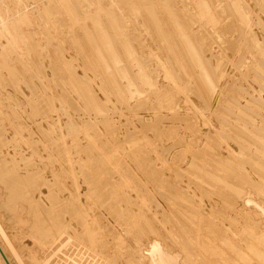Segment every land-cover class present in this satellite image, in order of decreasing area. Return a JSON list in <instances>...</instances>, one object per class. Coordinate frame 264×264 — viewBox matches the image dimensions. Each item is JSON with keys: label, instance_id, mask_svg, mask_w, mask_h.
Listing matches in <instances>:
<instances>
[{"label": "rangeland", "instance_id": "obj_1", "mask_svg": "<svg viewBox=\"0 0 264 264\" xmlns=\"http://www.w3.org/2000/svg\"><path fill=\"white\" fill-rule=\"evenodd\" d=\"M0 157L13 264H264V0H0Z\"/></svg>", "mask_w": 264, "mask_h": 264}, {"label": "bare ground", "instance_id": "obj_2", "mask_svg": "<svg viewBox=\"0 0 264 264\" xmlns=\"http://www.w3.org/2000/svg\"><path fill=\"white\" fill-rule=\"evenodd\" d=\"M70 13V12H69ZM96 13V12H95ZM4 16V15H3ZM9 17V16H8ZM93 20V19H92ZM9 21V20H8ZM7 21V22H8ZM6 22V23H7ZM96 23V22H95ZM97 25V24H96ZM13 33V32H12ZM104 38V37H103ZM102 38V39H103ZM103 41V40H102ZM203 68V67H202ZM202 72V71H201ZM204 74H205V72H204ZM24 84V83H23ZM19 87V86H18ZM28 87V86H27ZM41 113V112H40ZM13 124V123H12ZM41 131V130H40ZM25 138V137H24ZM58 143V142H57ZM18 146V145H17ZM36 148V147H35ZM62 149V148H61ZM25 153V152H24ZM34 153V152H33ZM58 157V156H57ZM1 158V157H0ZM54 159V158H53ZM60 159V158H59ZM11 160V159H10ZM15 160V159H14ZM66 161V160H65ZM63 163V162H62ZM51 165H53V164H51ZM1 168V167H0ZM54 168V167H53ZM72 170V169H71ZM52 171V170H51ZM63 171V170H62ZM64 172H65V170H64ZM38 173V172H37ZM74 173V172H73ZM32 176V175H31ZM57 176V175H56ZM27 179V178H26ZM66 180V179H65ZM23 181V180H22ZM29 182V181H28ZM4 184H6V183H4V181H1L0 180V214L4 217V219H6V221L7 222H9L8 220H10L11 221V218L12 219H15V218H19V214L16 212V208L14 207V205H16V204H14L13 202H12V198H11V192H10V190L4 185ZM46 184V183H45ZM61 184V183H60ZM8 185V184H7ZM43 185V184H42ZM32 186V185H31ZM27 187V186H26ZM50 189V188H49ZM65 189V188H64ZM61 192V191H60ZM13 193V192H12ZM69 193V192H68ZM92 193V192H91ZM14 194V193H13ZM77 195V194H76ZM13 196V195H12ZM53 197V196H52ZM58 197V196H57ZM76 197V196H75ZM32 198V197H31ZM50 199V198H49ZM74 199V198H73ZM90 200V199H89ZM24 201V200H23ZM47 201V200H46ZM15 203H16V201H15ZM71 203V202H70ZM72 204V203H71ZM69 206H71V205H69ZM74 206V205H73ZM68 208V207H67ZM71 209V208H70ZM49 210V209H48ZM63 210H64V208H63ZM68 211V210H67ZM35 212V211H34ZM72 213V212H71ZM21 217V216H20ZM57 217V216H56ZM89 217V216H88ZM3 219V218H2ZM58 219V218H57ZM0 220H1V217H0ZM62 220V219H61ZM15 221H17V220H15ZM22 222V221H21ZM90 222V221H89ZM88 222V223H89ZM93 222V221H92ZM13 223V222H12ZM33 224V223H32ZM55 224V223H54ZM60 224V223H59ZM63 224V223H62ZM1 225V224H0ZM8 225V224H7ZM49 225V224H48ZM78 225V224H77ZM58 226V225H57ZM37 227V226H36ZM60 227V226H59ZM63 227V226H62ZM86 227V226H85ZM105 227V226H104ZM10 228V227H9ZM8 228V229H9ZM12 228V227H11ZM40 229V228H39ZM44 229H46V228H43V230ZM71 229V228H70ZM83 230V229H82ZM59 231V230H58ZM6 232H7V230H6ZM86 232V231H85ZM83 233L84 235L86 234V233ZM5 233V232H4ZM19 233V232H18ZM17 233V234H18ZM8 234V233H7ZM33 234V233H32ZM9 235V234H8ZM20 235V234H19ZM49 235H50V233H49ZM41 236V235H40ZM63 236V235H62ZM91 236V235H90ZM3 237V236H2ZM83 237V236H82ZM9 238H10V236H9ZM16 238V237H15ZM50 238V237H49ZM55 238V237H54ZM91 239V238H90ZM4 240V239H3ZM10 240H11V238H10ZM12 240H13V238H12ZM23 240V239H22ZM66 240V239H65ZM5 242V241H4ZM50 242V241H49ZM52 243V242H51ZM4 244V243H3ZM2 244V242L0 241V248H1V250H2V252L4 253V255L6 256V258H7V260H8V262L10 263V264H13V262H12V260H11V256H12V252H14V251H11V253L12 254H9L8 253V251H7V249H8V247L6 248L4 245ZM98 244V243H97ZM106 244V243H105ZM17 245V244H16ZM19 245V244H18ZM264 245V244H263ZM58 246V245H57ZM21 247V246H20ZM19 247V248H20ZM101 247V246H100ZM18 248V247H17ZM22 248V247H21ZM26 248V247H25ZM37 248V247H36ZM82 248V247H81ZM11 249V248H10ZM27 249V248H26ZM39 249V248H38ZM103 249V248H102ZM34 250V249H33ZM32 250V251H33ZM17 251V250H16ZM60 251V250H59ZM106 251V250H105ZM115 251V250H114ZM10 252V251H9ZM19 252H21V251H19ZM46 252V251H45ZM79 253V252H78ZM14 254H15V252H14ZM17 254V253H16ZM20 254V253H19ZM18 254V255H19ZM61 254V253H60ZM109 254V253H108ZM21 255V254H20ZM69 255V254H68ZM104 255V254H103ZM17 256V255H16ZM89 256V255H88ZM41 257H42V255H41ZM52 257V256H51ZM71 257V256H70ZM76 257V256H75ZM16 258V257H15ZM19 258H20V260H19ZM19 258H17V260H19V263L17 262L16 264H30L29 262H28V260H25V259H21L22 258V256H20ZM78 258V257H77ZM71 259H72V257H71ZM96 259V258H95ZM115 259V258H114ZM42 260V259H41ZM121 260V259H120ZM73 261V260H72ZM60 262V261H59ZM41 263V262H40ZM92 263V262H91ZM100 263V262H99ZM0 264H5V262H4V260H3V258L1 257V255H0ZM58 264V263H57ZM66 264V263H65ZM114 264V263H113Z\"/></svg>", "mask_w": 264, "mask_h": 264}, {"label": "water", "instance_id": "obj_3", "mask_svg": "<svg viewBox=\"0 0 264 264\" xmlns=\"http://www.w3.org/2000/svg\"><path fill=\"white\" fill-rule=\"evenodd\" d=\"M0 255H1V257L3 258L5 264H10V263L8 262L6 256H5L4 253L2 252L1 248H0Z\"/></svg>", "mask_w": 264, "mask_h": 264}]
</instances>
